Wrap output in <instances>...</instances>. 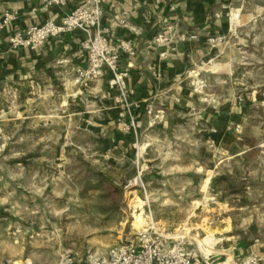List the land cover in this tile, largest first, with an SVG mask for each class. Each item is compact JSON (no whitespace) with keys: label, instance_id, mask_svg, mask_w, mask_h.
Returning <instances> with one entry per match:
<instances>
[{"label":"rangeland","instance_id":"obj_1","mask_svg":"<svg viewBox=\"0 0 264 264\" xmlns=\"http://www.w3.org/2000/svg\"><path fill=\"white\" fill-rule=\"evenodd\" d=\"M228 4L239 26L199 64L196 74L211 75L195 80L206 105L238 94L243 112L228 130L187 118L166 129L135 122L131 153H117L76 126L70 111L11 101L0 108V264L105 256L150 226L217 255L236 241L264 239V0ZM218 60L221 68H208ZM125 118L121 136L134 129ZM141 212L144 227L133 224Z\"/></svg>","mask_w":264,"mask_h":264},{"label":"crops","instance_id":"obj_2","mask_svg":"<svg viewBox=\"0 0 264 264\" xmlns=\"http://www.w3.org/2000/svg\"><path fill=\"white\" fill-rule=\"evenodd\" d=\"M81 1L46 6L42 0H0V108L11 101L13 107L31 103L35 112L70 111L74 124L99 134L106 148L130 154L136 124L127 136L117 130L125 105L116 99L112 74L106 72L87 85L77 81V69L86 67L82 62L84 34L68 33L37 49H13L8 42L11 34L58 20ZM6 13H15L16 18L3 24ZM103 26L112 44L124 38L136 49L135 55L122 54L120 66L128 72V102L138 116V127L172 128L187 118L221 131L238 121L243 109L234 90L224 93L215 105H206L197 98L195 82L198 75H211L205 69L196 74L202 71L199 64L210 63L213 52L226 48L231 37L226 34L239 26L228 0H107ZM161 34L164 40L157 39ZM217 36L226 37V42L213 45ZM222 65L218 60L208 68ZM231 250L264 258V239L239 240Z\"/></svg>","mask_w":264,"mask_h":264},{"label":"built area","instance_id":"obj_3","mask_svg":"<svg viewBox=\"0 0 264 264\" xmlns=\"http://www.w3.org/2000/svg\"><path fill=\"white\" fill-rule=\"evenodd\" d=\"M42 1L46 6H65L69 0ZM106 1L82 0L58 20L49 19L43 24L15 32L8 37V42L13 49H37L51 39L81 32L85 36L82 40V62L86 63V67L77 69V81L87 85L110 72L111 85L118 92L116 99L125 105V111L120 116L128 114L130 125H134L138 116L130 110L129 90L125 82L128 72L121 68L120 60L123 53L135 55L136 49L131 40L124 38L118 44L110 42L107 36L109 30L103 26ZM15 18V13H6L3 24ZM157 39L164 40L165 36L158 35ZM186 243L183 236L167 235L150 226L137 231L132 239L112 245L105 256L66 254L60 264H264V258L254 252L237 255L228 250L220 256L205 247L197 250L189 248Z\"/></svg>","mask_w":264,"mask_h":264},{"label":"bare ground","instance_id":"obj_4","mask_svg":"<svg viewBox=\"0 0 264 264\" xmlns=\"http://www.w3.org/2000/svg\"><path fill=\"white\" fill-rule=\"evenodd\" d=\"M136 221L133 223L134 225L138 226V227H144L145 225V220L143 218V213H139L137 215H135Z\"/></svg>","mask_w":264,"mask_h":264}]
</instances>
